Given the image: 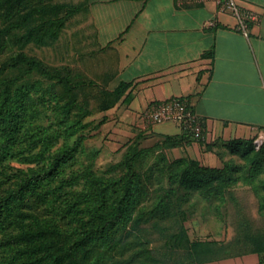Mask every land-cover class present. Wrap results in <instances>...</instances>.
I'll return each mask as SVG.
<instances>
[{"label":"trees","instance_id":"obj_1","mask_svg":"<svg viewBox=\"0 0 264 264\" xmlns=\"http://www.w3.org/2000/svg\"><path fill=\"white\" fill-rule=\"evenodd\" d=\"M61 9L40 0H0V37L18 28L20 48L31 41L45 46L58 37ZM77 87L69 68L46 66L21 51L0 64V264H155L137 233L142 222L164 219L174 226L164 239L167 261L178 254L187 264L256 254L264 264V234L243 229L229 245L191 241L180 207L194 194L224 203L240 182L254 189L264 209V180L254 183L263 173L264 145L255 151L251 140L219 143V153L239 157L242 165L226 161L211 168L187 156L168 162L169 150L191 143L208 152L215 147L205 132L196 139L180 130L149 147L140 139L128 143L120 161L96 173L93 154L82 148L87 125L77 113ZM127 88L119 83L104 91L100 112L113 108ZM104 122L102 117L93 128ZM150 156L156 159L147 165ZM156 167L167 187H153Z\"/></svg>","mask_w":264,"mask_h":264},{"label":"crops","instance_id":"obj_2","mask_svg":"<svg viewBox=\"0 0 264 264\" xmlns=\"http://www.w3.org/2000/svg\"><path fill=\"white\" fill-rule=\"evenodd\" d=\"M84 1L97 54L93 81L109 92L119 83L128 85L101 115L107 138L121 152L136 139L149 147L179 136L174 123L138 121L151 105L173 98L187 101L204 124L207 142L264 134V0H235L258 20L248 24L247 38L237 31L234 17L217 13L210 2ZM190 151L212 153L197 143L169 153ZM258 262L256 254H246L203 264Z\"/></svg>","mask_w":264,"mask_h":264},{"label":"rangeland","instance_id":"obj_3","mask_svg":"<svg viewBox=\"0 0 264 264\" xmlns=\"http://www.w3.org/2000/svg\"><path fill=\"white\" fill-rule=\"evenodd\" d=\"M40 1L50 6H62L58 15L61 18L62 26L59 28L57 39L45 46L31 41L20 48L22 31L13 28L8 34L0 37V64L12 54L21 51L28 57L41 60L46 66L67 67L71 70L72 76L78 83L75 91L77 93L76 103L80 109V112H77V108L74 111L80 115L81 123L87 125V128L82 132L84 134L82 148L87 154H93L92 170L101 173L120 161L123 151L117 149L113 141L107 138L102 125L99 128H93L102 119L99 106L105 98L102 93L106 90L93 81L96 77L94 64L97 61V54L91 29L87 25L86 3L84 0ZM35 16L33 19L39 20L40 16L38 14ZM3 26L4 24L0 21V29ZM32 79H36L35 76ZM51 121H53L52 118ZM138 121H143L142 115ZM53 128L56 129L55 126ZM74 139L75 137H72L69 143L71 144ZM61 142L59 141L58 145ZM121 142L118 144H122ZM214 144L215 147L211 155L206 154L205 156L201 152L192 151L174 155L166 151L164 155L168 162L186 155L199 160L203 166L211 168H221L226 161L242 165L243 162L239 157L231 156L224 151L219 153V142ZM80 159L84 163L88 161L84 154L80 156ZM155 159L154 156H150L146 164L152 165ZM11 166L25 168L17 163H11ZM157 167L154 170L155 177L151 183L153 187L158 185L167 187V177H163L161 172H156ZM157 175L163 178L159 180ZM260 180H264V169L254 183H259ZM259 197L253 188L251 189L250 186L240 182L232 189V193L224 203H220L219 199L215 197L205 198L202 195L194 194L180 206L184 213L182 225L191 241H215L222 245H229L243 229L256 236L264 234V209L261 208V198ZM172 224L173 219H164L142 222L139 225L140 232L137 235L146 244L155 264H187L185 258L179 254L169 261L165 259L164 239L168 231L174 228ZM128 254L129 249L127 248L123 257L125 258ZM117 255L114 254V257ZM139 261L133 264H140Z\"/></svg>","mask_w":264,"mask_h":264},{"label":"built area","instance_id":"obj_4","mask_svg":"<svg viewBox=\"0 0 264 264\" xmlns=\"http://www.w3.org/2000/svg\"><path fill=\"white\" fill-rule=\"evenodd\" d=\"M188 3H212L217 13H227L235 18L236 29L245 38L248 37V24L256 23L257 17L253 13L240 9L235 0H180ZM213 26V21L208 22ZM143 121L148 125H160L163 123H174L180 130L188 131L196 139L203 137L205 132L203 122L189 109L185 99L173 98L170 100L155 103L142 113ZM205 138V136H204ZM252 146L258 151L264 145V134L256 135L252 140Z\"/></svg>","mask_w":264,"mask_h":264}]
</instances>
